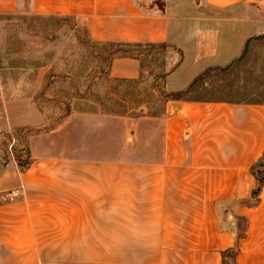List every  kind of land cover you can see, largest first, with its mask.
Returning <instances> with one entry per match:
<instances>
[{
  "label": "crops",
  "instance_id": "1",
  "mask_svg": "<svg viewBox=\"0 0 264 264\" xmlns=\"http://www.w3.org/2000/svg\"><path fill=\"white\" fill-rule=\"evenodd\" d=\"M262 11L264 0H0V14L77 18L94 42L169 50L161 73L133 56L108 71L162 81L157 114L77 103L55 118L39 99L60 77L52 63L28 84L25 74L7 84L0 67V139L27 134L32 160L0 162V264H223L232 248L239 264H264V182L253 172L264 101L175 97L246 62Z\"/></svg>",
  "mask_w": 264,
  "mask_h": 264
},
{
  "label": "rangeland",
  "instance_id": "2",
  "mask_svg": "<svg viewBox=\"0 0 264 264\" xmlns=\"http://www.w3.org/2000/svg\"><path fill=\"white\" fill-rule=\"evenodd\" d=\"M261 16L264 20V11ZM259 36L249 41L246 62L238 64L224 77L211 74L206 79L208 85H200L177 97L264 101V87L256 88L259 82H264V40H261L264 31ZM115 49V46L92 41L77 18L0 14V67L7 84L14 83L22 74L28 84L36 67L52 63L60 77L54 80L47 93L39 95V99L48 114L55 118L77 103L85 110L124 114H137L144 105L150 108V113L163 111L168 93L162 81L157 83L147 74L137 81L108 77L111 50ZM166 51L168 47L162 51L152 50L145 57L144 70L163 72ZM27 136L14 133L16 144L12 150L11 141L3 135L0 162L11 160V156L28 159L23 147Z\"/></svg>",
  "mask_w": 264,
  "mask_h": 264
},
{
  "label": "trees",
  "instance_id": "3",
  "mask_svg": "<svg viewBox=\"0 0 264 264\" xmlns=\"http://www.w3.org/2000/svg\"><path fill=\"white\" fill-rule=\"evenodd\" d=\"M108 45H112L116 47L115 50H111L112 58L115 56H133L137 58H142L143 62L145 60V57L152 53V50L159 49V51L160 50L162 51L164 49H167L168 47V44L165 43L148 44V45L118 43V44H108ZM132 47H134L133 50L131 49ZM208 76H209L208 73L205 72L199 78H197L191 89L188 91V93L196 90V88L199 87L200 85L202 86L206 82ZM175 97L177 98V96ZM16 161L19 167L21 168V170H26L32 163L30 157L28 159H23L22 156H20L16 158ZM253 172L259 179L260 183L262 184L264 182V157L258 163L255 164V166L253 167ZM237 253L238 250L236 248L223 251L222 252L223 264H239L237 260Z\"/></svg>",
  "mask_w": 264,
  "mask_h": 264
},
{
  "label": "water",
  "instance_id": "4",
  "mask_svg": "<svg viewBox=\"0 0 264 264\" xmlns=\"http://www.w3.org/2000/svg\"><path fill=\"white\" fill-rule=\"evenodd\" d=\"M257 37H261V36H257ZM249 46H250V42L247 43L246 50H245L243 56L247 53V51L249 49ZM171 105H172L173 108H178L180 106V103L179 102L172 101L171 102Z\"/></svg>",
  "mask_w": 264,
  "mask_h": 264
},
{
  "label": "built area",
  "instance_id": "5",
  "mask_svg": "<svg viewBox=\"0 0 264 264\" xmlns=\"http://www.w3.org/2000/svg\"><path fill=\"white\" fill-rule=\"evenodd\" d=\"M15 144H16V139H15V137H13L12 138V140H11V143H10V148L12 149L14 146H15ZM13 150V149H12ZM13 151H11V153H12Z\"/></svg>",
  "mask_w": 264,
  "mask_h": 264
}]
</instances>
